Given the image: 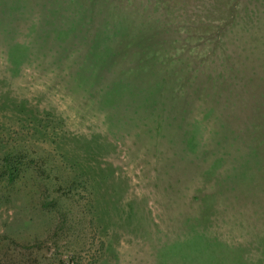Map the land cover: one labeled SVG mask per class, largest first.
<instances>
[{
  "label": "rangeland",
  "instance_id": "374dc122",
  "mask_svg": "<svg viewBox=\"0 0 264 264\" xmlns=\"http://www.w3.org/2000/svg\"><path fill=\"white\" fill-rule=\"evenodd\" d=\"M98 1L0 0V29L13 32L10 41L0 35V50L6 42L30 49L14 76L2 73L8 61L0 55V80L11 83L0 90L50 113L66 137L103 144L98 162L111 165V223L102 232L85 215L74 238L81 244L76 261L96 264L99 242L115 235L111 264H264V118L251 116L255 103H264V14L247 31L239 19L221 29L218 42L200 32L183 41L179 31L150 23L153 38L129 43L136 54L106 59L91 50L94 37H85L112 22ZM129 1L116 3L119 14L144 24L145 0ZM147 6L143 12L158 17ZM49 21L75 27L57 43L61 68L50 64L56 48ZM42 31L46 53L36 58ZM19 203L0 208V237L33 234L7 226L18 214L28 218ZM59 252L73 262L69 249Z\"/></svg>",
  "mask_w": 264,
  "mask_h": 264
},
{
  "label": "trees",
  "instance_id": "16d2710c",
  "mask_svg": "<svg viewBox=\"0 0 264 264\" xmlns=\"http://www.w3.org/2000/svg\"><path fill=\"white\" fill-rule=\"evenodd\" d=\"M118 1L103 0L101 6L111 13L112 22L103 21L104 25H98L92 35L85 36L89 40L94 37L91 50L103 54L106 59L118 57L125 50L132 55L134 52L129 50L132 40L153 38L154 32L147 29L150 23L156 24L160 32L175 31L176 34L179 31L183 34V41L200 32L202 35L209 33L208 37L218 42L221 29L237 25L239 19L247 31V24L257 15L264 14V10H261L264 8V0H145L142 6L144 24L136 26L128 18L129 13L123 16L119 14L116 6ZM126 1L132 4V1ZM89 2L97 4L99 1ZM147 5L158 13V17L151 11H146V14L143 12L144 8H148ZM60 9L59 5L55 14ZM125 20L129 22L125 23ZM49 24H52L51 41H54L56 48L52 51L53 61L50 64L54 68H61L62 51L60 43H57L68 32H74L75 27L62 30L51 21ZM0 35L10 41L13 32L0 29ZM48 37L45 31L38 36L40 42L34 46L36 58L45 56L42 43ZM26 45L6 42L4 49L0 50V55L8 61V65L3 67V74L14 76L17 73L18 67L29 57L30 49ZM254 76L255 72L248 77V82ZM0 86L11 87V83L2 78ZM108 93L105 91V95ZM10 94L9 90H0V208L11 206L15 201L22 203L28 218L18 214V218L7 226L21 229L30 227L34 232L25 239H16L8 234L0 237V264H68L61 258L59 249L62 247L72 253L73 262L70 264H78L76 252L81 244L74 238L86 222L85 215L91 214L90 220H97L96 226L102 232L111 223V218L105 216L109 212L107 210L113 209L112 202H115L112 200L115 194L112 193L111 165L106 164L102 168L97 159L104 145L98 144L95 139L87 140L81 136L66 137L59 128L60 122H55L50 113L39 112L29 107L24 100L16 101ZM255 104L251 116L253 121H260L264 118V103ZM261 131L263 133V128ZM191 140L186 137L185 143L183 141L188 149ZM44 144L47 146L46 151ZM52 152L57 155H51ZM80 192L86 194L85 202H78ZM126 209V215L129 216L131 208ZM114 239L115 235H111L99 242L96 253L100 260L96 264H111Z\"/></svg>",
  "mask_w": 264,
  "mask_h": 264
}]
</instances>
